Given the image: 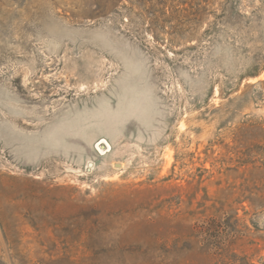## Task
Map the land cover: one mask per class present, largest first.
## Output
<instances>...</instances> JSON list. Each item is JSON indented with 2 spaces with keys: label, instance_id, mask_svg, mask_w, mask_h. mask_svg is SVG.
<instances>
[{
  "label": "rangeland",
  "instance_id": "374dc122",
  "mask_svg": "<svg viewBox=\"0 0 264 264\" xmlns=\"http://www.w3.org/2000/svg\"><path fill=\"white\" fill-rule=\"evenodd\" d=\"M0 264H264V0H0Z\"/></svg>",
  "mask_w": 264,
  "mask_h": 264
},
{
  "label": "trees",
  "instance_id": "16d2710c",
  "mask_svg": "<svg viewBox=\"0 0 264 264\" xmlns=\"http://www.w3.org/2000/svg\"><path fill=\"white\" fill-rule=\"evenodd\" d=\"M213 222V221H212ZM213 224H211V227H212Z\"/></svg>",
  "mask_w": 264,
  "mask_h": 264
}]
</instances>
